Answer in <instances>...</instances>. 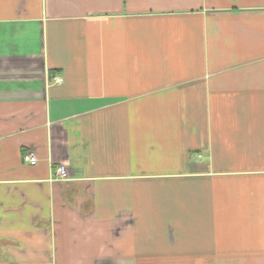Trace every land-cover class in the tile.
<instances>
[{
  "label": "crops",
  "instance_id": "crops-1",
  "mask_svg": "<svg viewBox=\"0 0 264 264\" xmlns=\"http://www.w3.org/2000/svg\"><path fill=\"white\" fill-rule=\"evenodd\" d=\"M0 264H264V0H0Z\"/></svg>",
  "mask_w": 264,
  "mask_h": 264
},
{
  "label": "built area",
  "instance_id": "built-area-1",
  "mask_svg": "<svg viewBox=\"0 0 264 264\" xmlns=\"http://www.w3.org/2000/svg\"><path fill=\"white\" fill-rule=\"evenodd\" d=\"M55 80L59 83V82H61L62 79L57 78ZM29 161L32 165H35L37 162L36 158L31 154L29 155ZM54 174H55L56 180H59V181L66 180L67 176H68L67 171H66V167L64 165L58 166V168L56 169Z\"/></svg>",
  "mask_w": 264,
  "mask_h": 264
}]
</instances>
